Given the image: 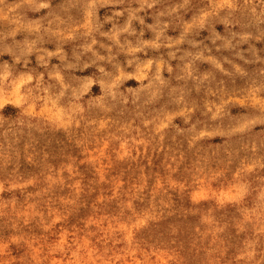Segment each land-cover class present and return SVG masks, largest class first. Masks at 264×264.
Here are the masks:
<instances>
[{"label":"rangeland","instance_id":"374dc122","mask_svg":"<svg viewBox=\"0 0 264 264\" xmlns=\"http://www.w3.org/2000/svg\"><path fill=\"white\" fill-rule=\"evenodd\" d=\"M0 264H264V0H0Z\"/></svg>","mask_w":264,"mask_h":264}]
</instances>
